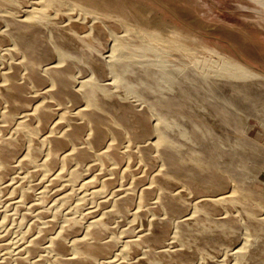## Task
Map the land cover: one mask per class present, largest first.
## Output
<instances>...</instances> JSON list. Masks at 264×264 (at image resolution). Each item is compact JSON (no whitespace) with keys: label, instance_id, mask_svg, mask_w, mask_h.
I'll use <instances>...</instances> for the list:
<instances>
[{"label":"bare ground","instance_id":"6f19581e","mask_svg":"<svg viewBox=\"0 0 264 264\" xmlns=\"http://www.w3.org/2000/svg\"><path fill=\"white\" fill-rule=\"evenodd\" d=\"M13 1L19 4L20 11L0 6V20L4 22L0 32L11 34L23 30L30 34V40L25 44L11 37V43L2 48V51L13 54V57L17 52H21L22 59H16V55V60L11 58L13 60L8 62V66L0 70V103L2 100L5 102V108L0 116L2 118L0 120L4 122L0 124V183H5L2 182L5 177L7 181L9 180L7 176L12 168H15L13 167L15 163L21 167L28 166L30 156L22 155V152L18 154L14 144L22 139L30 128V122L35 120L34 124L41 135V142L47 146L46 157L50 162L53 161L54 164L62 167L59 175L53 177V181L67 174V167L74 161L76 167L70 170L73 178L81 175L84 164L87 169L86 184L96 183L98 177L94 175V170L98 169H95L96 164L99 166L98 172L105 176H103V188L94 191L91 194L92 198L99 196L100 191L109 190L107 187L114 177L118 179L115 176L117 174L123 180V187L115 189L108 194L107 199L101 201L108 209L106 208L104 216H94L96 220L90 224L85 234L75 231L72 234L68 229L54 233L46 227L20 246L17 251L0 258V264H44L42 258L36 259V255L37 251H42L45 247L53 252V255H57L52 264H138L134 261L130 262L117 252V249L115 250L117 240L108 239L105 225H101L109 224L105 223L104 219L112 222L117 214L124 213L136 197L140 204L144 205L154 198L155 209L164 212L163 220H159H162L161 224L153 218L149 222V227L140 232L137 239L143 243L147 255L161 260L160 262L165 260L167 264H193L200 250L212 246L220 247L226 243L237 244L242 236L241 219L237 214L231 215L227 210L235 206L233 202H237L244 209L255 213L254 216L259 213V204L264 197L259 192L250 190L243 170L249 160L264 161V144L246 136L244 138L248 146L247 154L236 153V145L233 143L235 137L224 135L227 134V130L229 133L236 128L242 133V129L244 131L249 127L250 123L248 124L241 113L248 118H255L264 125V75L247 71L239 65L233 66V79L200 75L197 66L187 59L172 56L150 45V39L166 42L164 39L126 23H119L116 28L100 13L73 0H59V7L51 5L49 0H31L30 5L22 0ZM36 36L38 44L33 47L31 41H34L32 38ZM3 41L6 43L5 40ZM84 44L95 52L94 60L83 58ZM96 44L104 45L108 51L101 53L95 51ZM129 51L146 57L145 59L140 57L135 61L136 57L130 55ZM190 51L197 54L195 50ZM2 54L1 52L0 58ZM90 54L87 51V55ZM158 61L163 63L164 67L152 66L153 62ZM98 62L105 64L113 74L114 80L110 84L107 83L111 88L105 85L98 87L94 74L96 68H99ZM34 65L38 66L37 70L33 69ZM76 66L91 75L89 80L79 81L78 90L72 87L78 84V79L74 78L75 74L72 75V70ZM72 76L76 83H73ZM81 76L83 77L82 74ZM163 83L168 89L162 86ZM44 84L46 87L43 91L34 92L35 94L29 92L31 87L40 89ZM3 90L6 92L1 93ZM119 92L126 96L127 94L139 96L144 100L145 107L135 108L133 105L135 101L133 104L131 101L126 102L132 100L131 96L125 97V101L117 95ZM75 105L80 106L75 108ZM115 109L119 110L118 114H115ZM151 114L157 115L158 126L156 124L153 126L150 122ZM169 118L183 122L189 129L191 137L198 140L199 146H189L187 142L177 138L166 127L165 122L171 120ZM221 130L226 132L223 136ZM153 134L157 141L144 140ZM125 140L128 144L123 149L122 155L119 149L123 142L126 144ZM179 140L182 146L177 147L176 143H179ZM33 148H28L31 155L35 153L36 148ZM152 149L160 155L163 169L155 174L151 173L149 182L147 179L149 174L147 175L146 170L143 173L137 170L142 166L149 169ZM192 151L198 154L199 161L191 164L189 161L193 157L190 155ZM126 156L129 162L121 166ZM109 161L114 167H108V163H111ZM165 173L183 181L187 189L193 193L204 192V200L211 206L222 205L225 209L220 212L223 219L205 213L206 210L203 211L199 206L201 199L193 198L192 203L181 195L185 192L181 194L171 192L162 178ZM145 180L149 182L146 185H144ZM25 183L22 185L25 186ZM23 186L20 185L21 188ZM20 187L18 186V189ZM247 189L249 194L245 193ZM31 190L23 191L25 199L33 196ZM64 197L61 196L62 199ZM190 207L191 215L185 214L184 211ZM137 215L144 214L138 212ZM184 216L191 218L195 216L202 222L214 220L217 228L213 232H206L202 228L191 231L192 229L186 227L187 219L190 217L184 218ZM260 218L264 221V216ZM173 225L176 228L174 240L177 245L170 243L173 249L166 254L162 250L166 245L163 243ZM44 242L47 243L46 246L38 250ZM244 243L246 244L238 248L237 255L246 259L247 264H264V234L258 244L253 241ZM132 245L133 241L128 242L127 248L128 246L131 248ZM219 262L211 261L208 264H224Z\"/></svg>","mask_w":264,"mask_h":264},{"label":"rangeland","instance_id":"374dc122","mask_svg":"<svg viewBox=\"0 0 264 264\" xmlns=\"http://www.w3.org/2000/svg\"><path fill=\"white\" fill-rule=\"evenodd\" d=\"M22 1H24L27 5L31 4V0H22ZM49 1L51 5L59 7V0H49ZM73 1L76 2L77 4H81L89 8L92 11L94 10L100 13L101 15L104 16V19L107 22L116 26V28L119 26V23L121 24L126 23L132 26L133 28L145 29L151 35L164 39L167 43L150 39V45L153 48L159 49L160 51L170 54L172 56L176 55L183 57L184 59H187L194 66H197L200 75L204 74L206 76L213 78L233 79L234 78L233 66L236 65L242 66L247 71L250 72L255 71L256 73H261L262 75H264V0H73ZM0 6L14 11L15 10L20 11L19 4H17L13 0H0ZM3 25L4 22L0 20V27H2ZM20 33L22 34L20 35ZM4 34L6 33L0 32V54L1 52L3 53L0 58L1 71L8 66L7 65L8 62L13 60L11 58L15 59L16 55H17L16 59H22L21 52H17L16 55L13 57V54L8 53L6 51H2V48H4L5 46L11 43L12 41L11 37H13L14 39L17 38L18 41L25 44L30 40L29 38L30 34L28 32H24L23 30H18L15 33L12 32L11 34H6V35ZM33 39L34 41H31V43L33 42L31 45L35 47V45L38 44V38L36 36L32 38V40ZM3 40H5L6 43ZM95 46H97L95 51L98 50L97 52L99 53H101V51L102 52L108 51V49L104 45L96 44ZM82 47L84 52L83 58L84 59L90 58L92 60L94 58L95 52L91 51L89 47L87 48L85 44ZM190 50L197 51V54L192 53ZM87 51L91 53L90 56L87 55ZM129 54L136 57L135 61H137L138 58L140 57H141L140 59H145L144 57H146V55L142 56L141 54L139 55V53L132 54V51H129ZM8 55L10 57H7ZM153 63L154 64L152 66L156 68L164 67L163 63L161 62L159 63V61L157 63L156 62ZM98 65L99 68H96L94 72L95 77L97 78V82L99 84L98 87L105 85L111 88V85H107V83L110 84L114 80L113 74L109 72L105 64L98 62ZM33 69L37 70L38 66L34 65ZM73 69L74 70H72V75L75 74L74 78L76 77V80L78 79V84L76 83V80L72 76L73 83H76V85L72 87L78 90L80 88L79 81L89 80L91 78L90 77L91 75L88 71H86L89 75L88 76L87 73L85 71L84 73L83 69H81L79 66H76ZM81 74L83 75V77L81 76ZM84 74L87 76H85ZM100 79L101 81H99ZM0 80H1V76H0ZM46 85L45 84L42 85L41 87L42 89L31 87L29 89V92L31 94L34 92L35 93H38L39 91L41 92V90L43 91L45 89ZM162 86L168 89V86H166L165 83H163ZM2 92H6V90L1 91V93ZM117 95L120 96V98L124 99L125 101L126 98H130L131 96L130 99L132 100H127L126 102L128 103L129 101H131V104H133L135 101L133 105L137 109L139 108L143 109L145 107L143 102L144 100H141L139 96H137L139 99L135 97L134 94L132 95L127 94V96L130 95L127 97L125 94L120 92ZM2 102L4 101L2 100ZM2 102L0 103V116L2 115V111L5 108V102L4 103ZM140 105L143 106L141 107ZM64 106L66 107V104ZM78 106L80 105H77V107ZM77 107L75 105V108ZM118 112L119 110L115 109V114H118ZM241 115L245 120H247L248 124L250 123L249 127H246L244 131L242 129L241 130L242 133L240 132V130H237L236 128H234V130H231V132L229 133H228L229 130H227V134H225L226 132L222 130L221 133L222 136L224 133L225 134L224 136L230 138L235 137L233 138L234 139L233 143L236 145L235 152L236 153L241 152L246 155L248 152L247 151L248 146L246 139L244 137L250 136L251 138L253 139L255 138L256 140L264 144V125H262L260 121L256 120L255 118L254 119L248 118L243 113H241ZM0 119L2 118L0 117ZM132 119H131V123H133ZM169 119L171 120L165 122L167 124L166 127L169 128L177 136V138L184 140L185 142H187L189 146L192 147L199 146L198 140L193 136L191 137V135L189 134V129L186 126H184L183 122L179 121L178 119L177 121L176 118L173 120L172 118ZM150 122L153 123L152 124L153 126H155L154 124L158 126L157 124L159 123L157 121L156 114H151ZM3 123H4L3 120H0V124ZM34 123L35 120L33 122H30V126H29L30 128L28 132L24 134L22 139H19L18 141H16L17 143L15 142L16 144H14L15 148L18 150V154L22 152L21 153L22 155L26 154L27 157L30 156L29 157L30 161L28 163V166L26 165V167L25 166L21 167L18 166L17 163H15L14 164L15 166L13 165V167L15 168H12L13 170H11L9 173L11 175L9 176L8 174L7 176V178L9 177L8 178L9 180L7 181L5 177L2 180V182L5 183L4 184L0 183L1 184L0 185V258L1 259L4 258V256L7 257V255H10L12 252L14 253L15 251H17L20 248V246L27 243L28 240L36 236L46 227L50 229V232H54V233L57 231L68 229L70 232L72 231L71 232L72 234H74V231L75 233H79L82 235L85 234L90 224L96 220L94 216L97 217L104 216V214L108 209V207L106 205H103L101 201L107 199V197H109L108 194L115 191V189H119L123 187L122 184L123 180L121 179L120 175L117 174L115 176H117L118 179H115L114 177V180L111 183L112 185L110 184L111 188L110 186L107 187L109 188V190L102 192L100 191L98 194L99 196L92 198L91 194L94 191L101 189V187L103 186L104 175L98 172L99 166L98 164H96L95 169L98 168L94 170V175H98V177H96V183L93 185L86 184L85 178L87 175L86 172L87 169H86V165L84 164L83 166L84 172L82 170V173L79 177L73 178L70 173V170H73L76 167V163L74 161L71 162L67 167V172H66L67 174H63L64 176L61 175L58 177L56 181H53L52 180L53 177L59 175V172L62 169V167L61 165L58 164L57 166L56 164H54L55 162L53 161L50 162L46 157L47 146L41 142L40 139L41 135L36 130ZM8 134H10V131ZM153 136L154 134L150 136V138L149 137L144 138V140L150 142L157 141V139ZM178 142L179 143H176V146L177 147L182 146L180 143L181 141L179 140ZM125 143L126 144H124L123 142L122 145H120L121 147L119 150H120V154L122 155H123L122 153L123 149H125L126 145L128 144L127 140H125ZM18 144L19 147L21 148L18 147ZM28 148H33V149L36 148L35 153L31 155L32 153L28 152ZM150 155H151L150 156L151 164H149V169L142 166L141 169L137 170V172L140 171V173H143L146 170L147 175L149 174V176H147L149 182L151 181L150 178L151 173L155 174L161 171V169H163L162 159L159 154L157 155L155 149H152ZM190 155L191 157L193 156L192 157L193 160L190 158L189 163L192 164L199 161L198 154L195 151H192ZM124 162L123 164H121V166H124L126 163L129 162L127 156L124 158ZM111 163L110 164L108 163V167H114L111 166L114 165L113 163L112 164ZM24 167L25 169H21ZM243 171L246 176V182L251 188L250 190L253 192L257 191L260 194H262V196L264 197V161L260 162L256 160L255 161L249 160L246 162ZM162 178L163 181L166 183V185L169 186L171 192L173 191H174L173 193L179 192L180 194L181 192H185L182 193L181 195L186 199L188 198L192 203L194 202V200L201 199L202 202H200L199 206H201L203 211L206 210L204 211L205 213H208L209 215H212L217 219L218 218L223 219L222 214H220V212L222 213L223 211H225V209H223L222 205L220 204L214 205L216 206V208H213L214 206H211L208 202H206V200H204V195H205L204 192H200V193L191 192V190H188L187 189L188 187L184 185L183 181H181L180 179H174V176L172 174L165 173L163 174ZM97 179H99V181ZM146 180L144 181V185L149 183ZM24 183L26 184L25 186L22 185ZM20 185L23 187L21 188ZM18 186L21 188V189L19 188L20 190L18 189ZM30 189H32L31 191H33L32 192L33 196H31L33 198L30 197L31 199L30 198L25 199L24 192ZM43 192L45 193L43 194ZM248 192L249 191L247 189L245 193L249 194ZM43 195L46 198H44ZM62 195L65 196L63 199L61 198ZM194 195L198 198L196 199ZM152 199H151L152 201L149 200L144 205L142 203L140 204V202L136 197L133 200L132 204L128 207V209L124 213L117 214L119 217L116 215L115 218H113L115 221L112 219L113 221L111 222V220L107 221L104 219L103 221L105 223L108 222L109 224L107 225L101 224V225H105L104 228L107 238L110 240L113 239L117 240L115 250L117 249L118 251L117 250L116 251L119 252L122 256H124V258L128 259L130 262L134 261L138 264H167L165 260L163 262H160L161 260L155 259L152 256L147 255L143 243L137 240L139 233L149 227V222L153 220V218L154 221L158 222L160 219L163 218L162 216H164L163 211L160 212L155 209V204L153 203L155 199L154 198ZM135 200L136 203H134ZM149 202L151 205L149 204ZM153 204L154 206H152ZM233 204L235 206L231 207V209H228L227 211L231 215L237 214L239 216V219H241L242 226L240 228V234H242V236H240L239 234L240 236L239 239L241 241H239L238 239L237 242L239 244L231 243L232 245L235 244V246H231L230 243H226L220 245V247L212 246V247H208L207 249L200 250V252L197 254V257L194 260V263L192 262L193 264H208V262L211 261L219 262L220 260L221 261L219 263L223 262L224 264H226L227 260H228L227 264L228 263L247 264V260L244 258H240L237 255L238 253L236 252L242 247V245L246 244L244 243L245 241L247 242L253 241L256 244L260 242L261 237L264 234V221L260 218L264 216V200L261 201L259 204V208H260L259 213L262 212L263 214L259 215V213L257 212L256 216H254L255 213H252L251 211L244 209L239 203L233 202ZM226 206H228V204H226ZM236 208H238V210ZM187 210L191 212H188ZM187 210L184 211V213L191 215L192 213L191 207ZM102 212L103 214L101 215ZM138 212H142V214L144 215L139 216L137 215ZM45 213L46 215H44ZM155 213L157 216H155ZM152 214L154 215L152 216ZM252 214L254 217L252 216ZM189 217L190 216L187 217L184 216V218H189ZM162 220L159 221L158 223L161 224ZM215 222L216 221L214 220L213 221L208 220L202 222L201 220H198L195 216H193L192 218L190 217V219H187L186 227L187 228L189 227L188 228L189 230L192 229L191 231L202 228V230L206 232H213L217 228V223ZM193 223H195L196 225ZM193 226L195 227L192 228ZM158 228L159 227H157L156 230H158ZM175 229H176L175 225H173L172 228L170 229L171 233L170 231L168 232L169 234L165 242L163 243L164 245L165 244L166 245L165 246L162 245L166 249L161 247L163 252H165L166 254H169L171 249H173L171 248V244L177 245V242H175L174 240ZM132 241H133L132 247L130 248L128 246L127 248L128 242H132ZM46 244L47 243L44 242L40 246L41 248H39L38 250H42L46 246ZM224 245L225 247H223ZM122 249H124L125 251L124 250L121 251ZM44 250H47V252ZM44 250H42L43 253L42 251H37L36 259L38 260L39 258H42L44 264H52V262L55 260V257L57 255H53L54 253L46 249V247ZM42 254L44 256L41 257ZM226 254L228 257L226 256ZM43 257H45L44 260Z\"/></svg>","mask_w":264,"mask_h":264}]
</instances>
